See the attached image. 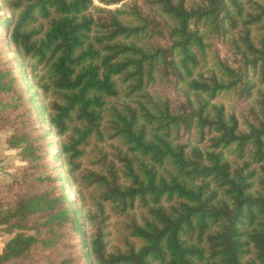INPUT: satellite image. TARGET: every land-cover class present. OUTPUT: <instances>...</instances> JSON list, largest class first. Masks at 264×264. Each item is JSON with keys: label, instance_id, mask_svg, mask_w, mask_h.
I'll list each match as a JSON object with an SVG mask.
<instances>
[{"label": "trees", "instance_id": "16d2710c", "mask_svg": "<svg viewBox=\"0 0 264 264\" xmlns=\"http://www.w3.org/2000/svg\"><path fill=\"white\" fill-rule=\"evenodd\" d=\"M0 4V116L27 106L32 129L7 144L33 166L0 199V226L17 230L0 264L68 235L83 264H264V0ZM50 132L84 211L46 162Z\"/></svg>", "mask_w": 264, "mask_h": 264}, {"label": "rangeland", "instance_id": "374dc122", "mask_svg": "<svg viewBox=\"0 0 264 264\" xmlns=\"http://www.w3.org/2000/svg\"><path fill=\"white\" fill-rule=\"evenodd\" d=\"M97 4V0H94ZM9 14L1 7L0 4V22L7 17ZM0 33L1 26H0ZM4 46L0 43V68H8L9 63L7 61V56L4 51ZM10 58H13L14 55L12 53L9 54ZM157 90H155L156 92ZM160 92V91H157ZM38 100L41 99V96L38 95L35 97ZM219 102L223 103L228 111H235L238 115H241V105L236 103L235 100H231L229 97H220ZM40 102V106H41ZM27 106L24 104L19 109L9 110L7 113H3L0 116V199L8 202L13 200V196L17 193L19 189H15V191H11L9 186L15 185L16 182H20L21 180H25L29 183L30 174L33 172V166L30 163L28 154L23 153L21 146L11 148L7 144L8 138L13 133L14 129H20L22 132H26L32 128H22V116L26 113ZM44 119L42 120V123ZM48 145L50 154L46 156V162L49 160L55 166L56 171L59 174H62V181L65 183V189L68 192L69 196L74 200L73 207L79 209L80 211H84V205L88 199V194L82 187H77L72 185L67 180H65L66 175L63 174L64 168H58L61 165V160L59 156L56 155V151L59 145L58 137L53 133H49ZM89 152L87 156L82 160V168H89L91 165V159L89 157ZM45 171L49 175H52L53 171L50 167L45 163L42 166V169L39 171ZM87 203V202H86ZM83 222V220H81ZM105 228L104 232L107 234L106 240L108 242V247L112 248L113 245L116 244V230L117 223L116 218L112 217L108 221L104 223ZM89 225L85 224V231L88 230ZM17 230H14L13 233L8 234L5 230V226H0V236L3 237V242L8 240L16 233ZM59 252L60 255H56V252ZM80 251V250H79ZM78 246L76 244L75 237L68 235L63 239V241H59L55 244V248L47 251V254L43 251H33L29 260H26L25 264H59L65 257L71 259V264H83L79 261L78 258ZM49 254V257H48Z\"/></svg>", "mask_w": 264, "mask_h": 264}, {"label": "crops", "instance_id": "0c3cea01", "mask_svg": "<svg viewBox=\"0 0 264 264\" xmlns=\"http://www.w3.org/2000/svg\"><path fill=\"white\" fill-rule=\"evenodd\" d=\"M9 239H10V238H9ZM9 239H8V240H9ZM8 240H6L5 242H3V237L0 236V253H1L2 250H3L4 244H5Z\"/></svg>", "mask_w": 264, "mask_h": 264}]
</instances>
